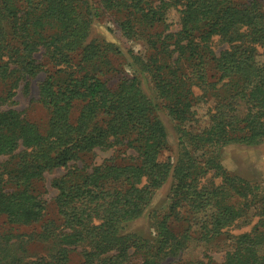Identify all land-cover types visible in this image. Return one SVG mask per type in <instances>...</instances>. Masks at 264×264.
Masks as SVG:
<instances>
[{"label": "trees", "instance_id": "trees-1", "mask_svg": "<svg viewBox=\"0 0 264 264\" xmlns=\"http://www.w3.org/2000/svg\"><path fill=\"white\" fill-rule=\"evenodd\" d=\"M263 1L0 0V215L12 226H39L36 239L54 247L36 259L0 248V264H71L76 254L80 264H165L196 239L194 228L211 244L240 221L251 225V210L256 224L234 236L223 264H264V200L221 158L227 147L264 142ZM102 11L117 18L127 41L146 45L142 54L131 52V73L113 67L119 47L89 42ZM215 39L228 45L219 56ZM42 74L44 129L2 108ZM209 99L206 126L190 130L196 106ZM161 111L176 124L180 148L166 161ZM101 149L135 155L75 166ZM57 169L66 174L51 184L57 218L47 219L35 184ZM171 178L170 204L162 218L152 217L153 233L135 229ZM180 223L188 227L176 233Z\"/></svg>", "mask_w": 264, "mask_h": 264}, {"label": "rangeland", "instance_id": "rangeland-1", "mask_svg": "<svg viewBox=\"0 0 264 264\" xmlns=\"http://www.w3.org/2000/svg\"><path fill=\"white\" fill-rule=\"evenodd\" d=\"M94 2L95 0H90ZM264 5V1H263ZM98 17L94 19L89 42L98 41L101 43H110L119 47L122 50L121 55L114 56L111 60L113 67L120 71H126L127 73L133 72L128 68L127 63L131 52L135 54H142L146 50L145 43L141 40L127 41L118 28L117 18L111 13H105L102 11L98 13ZM168 23H170V31H178L179 14L176 11H170ZM212 48L217 56L226 49L228 45L222 43L219 39H215ZM263 51H261L262 54ZM41 57V56H39ZM264 61V54L259 58ZM45 76L42 74L37 79L33 80L30 85L29 93H24L22 88L17 90V95L13 98L12 102H9L4 109H14L18 112H23V116L26 120L36 124L41 129L46 128L48 122V111L38 102L39 101V84L44 80ZM144 92L150 96V84L143 82ZM199 94V93H198ZM213 107V100L209 99L206 103H200L196 106V119L197 122L194 127L189 128L195 130L198 127L206 126L208 122V112ZM161 119L166 126L169 134V147L163 152L161 156L162 161L168 159H174L179 157L180 148L178 143L177 127L174 122L168 117L165 112L161 111ZM222 162L226 170L233 175L245 179L252 183L256 189V193L259 195V201L264 200V142L256 147L246 146H230L221 151ZM130 155H135L132 151H126L125 149L117 150H96L94 155L86 157L76 163V167H82L83 162L88 165H101L104 161L117 158V163H125L129 160ZM66 174L65 170L57 169L53 172H49L45 175L44 181L37 182L35 189L38 193L42 194L43 199L47 203V219H56L57 210L55 207V197L58 192L52 188L51 184L53 180L62 177ZM211 176L207 177L205 183H210ZM174 180L171 178L169 182L156 194L150 209L147 211L146 216L133 226L137 230L145 231V233H153L152 217L156 214V219L162 218L167 212L170 198L171 189ZM255 211L251 210L250 218H252L251 225H243V221H240L234 228L228 230L226 235L218 238L211 244L202 243L199 241L198 230L193 229L192 236L195 237L186 250L178 257L169 258L165 261V264H193L199 261L205 264H223L225 255L229 251H232L234 247V236L249 232L256 224L258 218H255ZM188 227L185 223L174 225L176 233H182ZM39 230V226L34 227H18L12 226L8 223L5 216L0 215V248L18 253L19 259H36L40 257H48L53 254L54 247L47 242H41L36 239V234ZM6 235H14L18 238L13 239L9 244L3 242V237ZM260 253L264 255V246H262ZM81 259L78 254L74 255L71 264H80ZM131 264H138L134 261Z\"/></svg>", "mask_w": 264, "mask_h": 264}]
</instances>
